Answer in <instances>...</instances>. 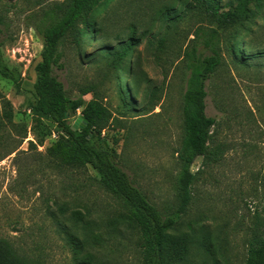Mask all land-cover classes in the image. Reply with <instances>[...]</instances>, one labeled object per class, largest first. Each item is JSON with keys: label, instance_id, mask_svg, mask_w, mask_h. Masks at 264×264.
I'll return each mask as SVG.
<instances>
[{"label": "rangeland", "instance_id": "374dc122", "mask_svg": "<svg viewBox=\"0 0 264 264\" xmlns=\"http://www.w3.org/2000/svg\"><path fill=\"white\" fill-rule=\"evenodd\" d=\"M61 1L0 0L1 53L19 76L15 84L0 75V157H5L0 162V235L31 264H143L138 234L119 229L121 205L100 187L96 173L57 167L47 156L59 136L56 126L34 109L35 66L44 44L34 25L37 11ZM116 1L108 0L90 14L99 30L96 39L91 36L81 47L66 42L65 68H56L55 74L72 97L80 94V87L95 88L113 114L101 138L119 154L124 170L151 201L164 214H173L180 203L177 151L184 136L185 77L178 57L199 17L183 4L178 6L182 18L177 25L156 21L151 32L142 35L149 17L166 0ZM133 20L141 41L133 54L136 73L143 79L137 91L130 75L106 59L104 50L129 37L123 29ZM243 39L249 46L257 41L248 33ZM206 90V113L217 120L210 146L220 150L216 161L196 160L192 200L176 228L194 236L193 264H213L216 258L218 264H245L248 242L264 231V58L240 63L225 50ZM4 98L12 105L11 122L3 116ZM78 115L80 111L72 124ZM78 212L98 239L74 253L66 232L85 238L82 228L74 225L72 216ZM113 222L117 231L108 226Z\"/></svg>", "mask_w": 264, "mask_h": 264}, {"label": "trees", "instance_id": "16d2710c", "mask_svg": "<svg viewBox=\"0 0 264 264\" xmlns=\"http://www.w3.org/2000/svg\"><path fill=\"white\" fill-rule=\"evenodd\" d=\"M107 1L62 0L37 11L34 28L43 38L44 44L41 60L35 66L34 109L40 117L56 126L59 136L49 147L47 156L57 167L90 168L96 173L100 187L121 205L119 229L124 227L138 234L143 264H193L192 257L196 249L194 236L179 233L176 227L192 200L191 190L196 180L193 166L196 160L216 161L220 150L219 146H210L217 120L206 113V83L222 65L225 50L231 51L240 63H248L251 58H264V0H229L225 5L223 0H192V3H187L188 0H166L154 10V14L149 17L148 27L142 30V35L149 34L156 21L177 25L178 19L182 18L178 6L183 4H188L187 11L199 17L187 35L188 38L193 37L178 57L185 77L182 105L184 136L177 151L180 203L177 211L169 215L164 214L130 178L120 163L119 154L101 138L113 114L95 88L80 87V94L72 97L55 74L56 68H65L63 59L67 41L70 40L75 47H81L91 36L96 39L99 30L90 20V14ZM120 2L124 1L117 0L116 4ZM226 7L228 9L224 10ZM3 26L4 20L0 16V75L18 84L17 71L6 64L1 53L4 45ZM139 29L138 24L131 21L123 29L129 35L128 38H119L116 46L104 47L108 51L106 59L121 72L130 75L136 91L143 80L136 73L138 62L133 60L135 48L141 42L135 36ZM246 33L257 40L255 44L249 46L250 43H246V39H243ZM164 41L161 38L159 43L164 45ZM248 49L252 53L247 52ZM88 94H92V98L85 100ZM4 102L3 116L11 122L12 105L6 98ZM79 111L87 124L82 129L79 127L74 130L71 120ZM25 138L26 132L22 134V140ZM29 144L37 147L33 141H29ZM16 150H12L9 155ZM4 159L0 157V162ZM60 211L65 214L63 207ZM72 217L74 225L80 226L85 232V238L80 239L77 233L67 231L66 240L74 253H79L91 239H98V235L81 212L74 213ZM108 226H114L113 231L118 230L114 222ZM0 264L31 263L12 241L0 235ZM213 264H218L217 258ZM245 264H264V231L254 235L248 242Z\"/></svg>", "mask_w": 264, "mask_h": 264}, {"label": "water", "instance_id": "95a60500", "mask_svg": "<svg viewBox=\"0 0 264 264\" xmlns=\"http://www.w3.org/2000/svg\"><path fill=\"white\" fill-rule=\"evenodd\" d=\"M87 124V120H84L83 119V117L82 116H79L76 120H75V122L72 124V128L74 129V130H76L77 128H84L85 127V125Z\"/></svg>", "mask_w": 264, "mask_h": 264}]
</instances>
